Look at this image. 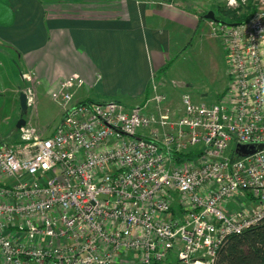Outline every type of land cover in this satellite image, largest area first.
Listing matches in <instances>:
<instances>
[{"label":"built area","instance_id":"1","mask_svg":"<svg viewBox=\"0 0 264 264\" xmlns=\"http://www.w3.org/2000/svg\"><path fill=\"white\" fill-rule=\"evenodd\" d=\"M255 1L246 23L210 21L228 49L229 85L217 103L184 94L172 132L154 130L171 125L164 95L153 113L76 101L84 80L73 74L53 94L63 114L51 135L26 123L18 142L0 144V264H213L231 234L264 219V147L239 150L264 145V0ZM195 148L194 159L174 157Z\"/></svg>","mask_w":264,"mask_h":264},{"label":"crops","instance_id":"2","mask_svg":"<svg viewBox=\"0 0 264 264\" xmlns=\"http://www.w3.org/2000/svg\"><path fill=\"white\" fill-rule=\"evenodd\" d=\"M8 1L13 19L0 23V123L22 116L23 73L49 95L78 74L84 84L76 101L148 106L155 73L173 46L186 49L193 40L188 34L205 24L198 14L157 0Z\"/></svg>","mask_w":264,"mask_h":264},{"label":"rangeland","instance_id":"3","mask_svg":"<svg viewBox=\"0 0 264 264\" xmlns=\"http://www.w3.org/2000/svg\"><path fill=\"white\" fill-rule=\"evenodd\" d=\"M157 1L170 4L173 9H182L185 15L191 16L195 14L200 16L209 11H214L216 15L219 16L218 10L220 6L231 10L237 9L240 15L244 12L243 6H231L228 4V0ZM12 19L13 11L9 5V1L0 0V23H7ZM203 19L205 24H201L198 32L194 34L193 31H191L187 36V40L193 36L191 44L182 51V46L178 44L174 45L175 47L173 46V48L176 49H173V52L170 53L169 61H167L164 68L168 64L169 66L163 70V72H158L157 75L155 73V78L151 85L152 92H154L150 96L151 101L148 106H146V110L151 113L157 112V107L154 109L156 104L154 96L156 94H162L166 97L162 106L169 109L171 125L154 128V130H158L161 134L172 132L174 130L172 125H175L183 116L184 105L182 99L184 94H189L196 102L212 104L222 100L229 85L228 49L221 38L212 34L211 20L206 18ZM27 75L28 81L23 80L26 84L23 83L24 86L21 91L27 92L29 88H33L34 102L28 107L26 112L27 117H24L27 120V125L25 127H34L40 137H47L62 119L63 107L57 101L59 90L56 97L53 96V93L49 95L45 87H36V80L31 74L27 73ZM85 94H87L86 90L81 93V96ZM141 106L143 105L137 104V107ZM134 107L135 106L132 108ZM20 117L19 115L15 118L8 116L7 123H0V144L3 141L16 143L21 139L23 130L16 127ZM146 133L149 135L151 131H146Z\"/></svg>","mask_w":264,"mask_h":264},{"label":"trees","instance_id":"4","mask_svg":"<svg viewBox=\"0 0 264 264\" xmlns=\"http://www.w3.org/2000/svg\"><path fill=\"white\" fill-rule=\"evenodd\" d=\"M242 6L244 12L241 15L237 9L231 10L220 6L218 10L220 17L214 12L216 19L212 21L229 25L246 23L256 12V1L247 0L246 4ZM200 17L201 19L205 18V14H201ZM168 66L169 64L165 68H161L159 72H163ZM22 116L27 117L26 113H22ZM200 153L201 150L195 148L174 157L177 160L194 159ZM213 264H264V219L241 233L231 234L218 249Z\"/></svg>","mask_w":264,"mask_h":264},{"label":"water","instance_id":"5","mask_svg":"<svg viewBox=\"0 0 264 264\" xmlns=\"http://www.w3.org/2000/svg\"><path fill=\"white\" fill-rule=\"evenodd\" d=\"M205 18L208 20H215V13L214 11H209L208 13L205 14ZM235 25V24H232ZM20 107L22 110V113H26L28 110V104H27V96L25 92L20 93ZM27 123L26 118L23 116L20 117V119L17 121L16 127L20 129L22 126H24ZM264 147L262 144H256V145H245V146H240L239 150L241 151V154L246 155V154H252L255 153L259 150H261Z\"/></svg>","mask_w":264,"mask_h":264}]
</instances>
